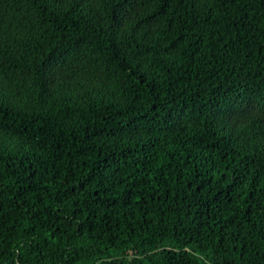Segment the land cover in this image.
I'll list each match as a JSON object with an SVG mask.
<instances>
[{"label": "trees", "instance_id": "obj_1", "mask_svg": "<svg viewBox=\"0 0 264 264\" xmlns=\"http://www.w3.org/2000/svg\"><path fill=\"white\" fill-rule=\"evenodd\" d=\"M0 264H264V0H0Z\"/></svg>", "mask_w": 264, "mask_h": 264}]
</instances>
